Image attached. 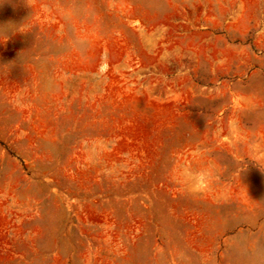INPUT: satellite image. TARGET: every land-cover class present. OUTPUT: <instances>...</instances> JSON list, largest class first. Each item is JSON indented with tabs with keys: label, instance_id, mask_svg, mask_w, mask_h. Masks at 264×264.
Instances as JSON below:
<instances>
[{
	"label": "rangeland",
	"instance_id": "374dc122",
	"mask_svg": "<svg viewBox=\"0 0 264 264\" xmlns=\"http://www.w3.org/2000/svg\"><path fill=\"white\" fill-rule=\"evenodd\" d=\"M0 264H264V0H0Z\"/></svg>",
	"mask_w": 264,
	"mask_h": 264
},
{
	"label": "clouds",
	"instance_id": "9594fccd",
	"mask_svg": "<svg viewBox=\"0 0 264 264\" xmlns=\"http://www.w3.org/2000/svg\"><path fill=\"white\" fill-rule=\"evenodd\" d=\"M204 174H200V175H193L191 176V179L198 185L201 181V179L203 178Z\"/></svg>",
	"mask_w": 264,
	"mask_h": 264
}]
</instances>
